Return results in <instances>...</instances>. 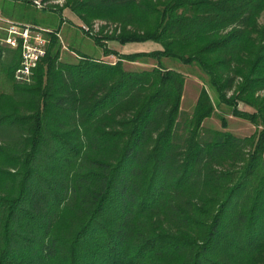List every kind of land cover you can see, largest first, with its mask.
<instances>
[{
  "label": "trees",
  "instance_id": "trees-1",
  "mask_svg": "<svg viewBox=\"0 0 264 264\" xmlns=\"http://www.w3.org/2000/svg\"><path fill=\"white\" fill-rule=\"evenodd\" d=\"M55 6L116 60L61 61L53 30L18 82V49L0 48V264H264V0ZM95 20L114 26L83 31ZM140 58L155 64L123 68ZM163 58L196 65L214 97L201 87L184 116V77ZM220 104L260 130L203 127Z\"/></svg>",
  "mask_w": 264,
  "mask_h": 264
},
{
  "label": "rangeland",
  "instance_id": "rangeland-1",
  "mask_svg": "<svg viewBox=\"0 0 264 264\" xmlns=\"http://www.w3.org/2000/svg\"><path fill=\"white\" fill-rule=\"evenodd\" d=\"M63 0H45L42 8H37L29 0H0V14L12 20L32 24L54 30L58 34L60 50L59 59L66 62H74L77 57L69 48L76 49L88 56L99 58L106 62H113L116 57L113 55L102 56V50L95 45L88 35L78 28L79 19L73 15L69 9L64 8L57 10L55 5L60 6ZM264 12L258 18L263 19ZM99 25H104L103 29L110 30L114 24L106 20H98ZM105 22V24H104ZM105 45L115 51L129 53L134 51H149L159 48V44L152 41L128 42L119 44L115 41H107ZM125 69L139 70L148 69L154 66L155 61L152 59H137L135 61H122ZM161 64L165 67H173L182 73L184 77L179 108L184 116H188L193 108L194 102L201 87H203L209 97L212 99L214 93L208 86L205 75L194 64H182L170 58L161 59ZM9 80L0 70V92L8 91ZM238 108L251 111L250 107L238 103ZM224 120V126L221 124ZM201 125L205 128L228 131L236 136L256 135L260 126L253 125L249 120L230 114L229 108L220 104L214 108V111L204 118ZM264 157V149H263Z\"/></svg>",
  "mask_w": 264,
  "mask_h": 264
},
{
  "label": "built area",
  "instance_id": "built-area-1",
  "mask_svg": "<svg viewBox=\"0 0 264 264\" xmlns=\"http://www.w3.org/2000/svg\"><path fill=\"white\" fill-rule=\"evenodd\" d=\"M29 1L37 8H42L45 3V0ZM98 27L99 21L96 20L90 26L81 25L83 31L89 32H96ZM49 33H53V30L15 21L0 14V48L18 49L19 53L18 64L12 73L15 81H29L33 69L45 53Z\"/></svg>",
  "mask_w": 264,
  "mask_h": 264
},
{
  "label": "crops",
  "instance_id": "crops-1",
  "mask_svg": "<svg viewBox=\"0 0 264 264\" xmlns=\"http://www.w3.org/2000/svg\"><path fill=\"white\" fill-rule=\"evenodd\" d=\"M160 48V47H159ZM159 48H157V49H159ZM155 49V48H154ZM118 52H120V53H122V51H118Z\"/></svg>",
  "mask_w": 264,
  "mask_h": 264
}]
</instances>
